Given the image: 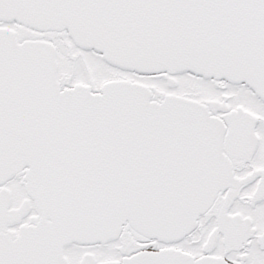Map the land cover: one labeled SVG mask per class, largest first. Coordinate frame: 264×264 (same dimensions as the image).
<instances>
[{
  "label": "snow or ice",
  "instance_id": "6c2138e0",
  "mask_svg": "<svg viewBox=\"0 0 264 264\" xmlns=\"http://www.w3.org/2000/svg\"><path fill=\"white\" fill-rule=\"evenodd\" d=\"M0 264H264V0H0Z\"/></svg>",
  "mask_w": 264,
  "mask_h": 264
}]
</instances>
